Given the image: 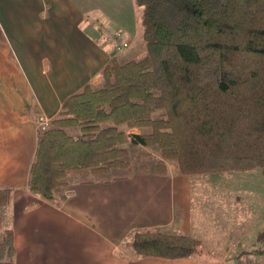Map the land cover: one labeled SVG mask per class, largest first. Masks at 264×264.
Wrapping results in <instances>:
<instances>
[{
	"label": "crops",
	"instance_id": "obj_1",
	"mask_svg": "<svg viewBox=\"0 0 264 264\" xmlns=\"http://www.w3.org/2000/svg\"><path fill=\"white\" fill-rule=\"evenodd\" d=\"M116 2L0 0V190H10L8 204L0 208V234L13 232L14 263L264 262L258 251L264 237L258 240V229L248 232L258 226L257 216L236 214L231 220L232 215L222 213L218 194L215 213H209L206 193L194 189L198 179L171 168L173 161H165L164 175L138 171L114 180H85L72 171L51 201L27 189L37 117L53 120L69 96L86 85L100 87L104 67L121 54L112 35L121 32L131 45L139 33L135 1L118 0L125 11ZM231 197L241 199L238 192ZM146 230L189 235L201 242L204 253L180 259L141 257L127 245L134 233Z\"/></svg>",
	"mask_w": 264,
	"mask_h": 264
},
{
	"label": "trees",
	"instance_id": "obj_2",
	"mask_svg": "<svg viewBox=\"0 0 264 264\" xmlns=\"http://www.w3.org/2000/svg\"><path fill=\"white\" fill-rule=\"evenodd\" d=\"M134 1L145 55L112 59L100 87L69 96L37 133L27 182L32 194L53 200L72 171L131 173L127 157L137 146L159 151L153 166L159 175L167 173L164 160H172L183 175L260 168L264 176V0ZM138 168L150 172L144 163ZM9 198V189L0 190V208ZM127 246L161 259L204 253L199 240L158 230L134 233ZM14 256L6 229L0 264H15Z\"/></svg>",
	"mask_w": 264,
	"mask_h": 264
},
{
	"label": "rangeland",
	"instance_id": "obj_3",
	"mask_svg": "<svg viewBox=\"0 0 264 264\" xmlns=\"http://www.w3.org/2000/svg\"><path fill=\"white\" fill-rule=\"evenodd\" d=\"M133 3L134 7L139 11L141 20V9L135 4V2ZM108 4L110 5L111 2L107 3V6ZM115 5H119L118 0ZM118 7H120L118 8V10H126L123 5H119ZM142 30L143 27L140 22L139 33L135 37H133V42L131 43V45H129L128 43V47L121 52L118 62H126L131 60V58L138 60L145 55V42L142 37ZM121 39L122 41H129L123 38V36L121 37ZM146 154H148L149 157ZM127 159L131 162L132 172H138V166L142 163L146 164L148 166V170L151 172L154 171V162L157 159H160V153L156 148L137 146L135 153L129 154ZM137 159L140 161L138 162ZM165 161L172 160H164V162ZM168 165L171 168L175 166L174 168L177 169L175 161L169 162ZM73 173L75 176H79L81 178H84L85 180H113L114 177L117 179L119 176L128 175L130 171L125 168H113L105 173L90 172L85 170L73 171ZM194 177L198 179L196 181V185H194L195 191L206 193L207 195L206 201L208 202L207 210L209 211V213H215L212 209L215 207V195L218 194V199L223 206V214L232 215L231 220H234L236 218V214H238L239 217L243 215V217L245 218H250V215L257 216L256 221L258 222V226L254 228L250 226L248 232L251 233L252 230L256 232L257 229L259 231H264V177L260 168H256L254 170L246 172L228 171L219 173L195 174ZM217 177H219V179H217ZM210 178L214 179L210 180ZM242 179L243 181L241 182ZM219 181H222L223 184H219ZM231 192L240 193V201H235V199L231 197ZM224 194L227 196H224ZM236 207L240 208V210H234ZM1 236L2 233L0 234V238Z\"/></svg>",
	"mask_w": 264,
	"mask_h": 264
},
{
	"label": "built area",
	"instance_id": "obj_4",
	"mask_svg": "<svg viewBox=\"0 0 264 264\" xmlns=\"http://www.w3.org/2000/svg\"><path fill=\"white\" fill-rule=\"evenodd\" d=\"M121 37H122L121 32H115L111 37L115 42L114 47L117 52H121L128 47V41H122ZM50 123H51V119L48 116L44 114H40L36 120L37 132H43L47 130L50 126ZM242 264H264V262L263 261H245Z\"/></svg>",
	"mask_w": 264,
	"mask_h": 264
}]
</instances>
